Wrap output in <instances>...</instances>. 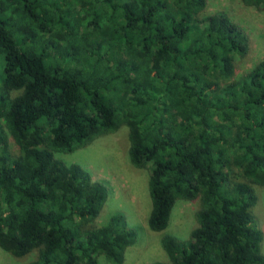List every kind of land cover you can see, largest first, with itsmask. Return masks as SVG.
<instances>
[{"label": "trees", "instance_id": "16d2710c", "mask_svg": "<svg viewBox=\"0 0 264 264\" xmlns=\"http://www.w3.org/2000/svg\"><path fill=\"white\" fill-rule=\"evenodd\" d=\"M206 4L0 0V249L123 264L136 228L119 212L100 222L107 187L60 155L125 126L167 259L150 264H264V58L237 76L249 37ZM178 201L198 203L182 240L167 232Z\"/></svg>", "mask_w": 264, "mask_h": 264}, {"label": "rangeland", "instance_id": "374dc122", "mask_svg": "<svg viewBox=\"0 0 264 264\" xmlns=\"http://www.w3.org/2000/svg\"><path fill=\"white\" fill-rule=\"evenodd\" d=\"M206 3V14H227L249 37L247 55L236 62V75L240 76L264 58V12L245 6L241 0H206ZM11 146L13 147L12 143ZM127 150V128L121 126L115 133L98 137L88 146L60 155V158L66 163L80 165L92 180L102 182L107 187L109 195L100 222L119 212L136 228L137 241L125 252L123 264L166 262L159 244V234L150 232L146 225L150 211L148 172L129 165ZM255 192L257 203L253 214L263 233L261 247L264 253V188L255 187ZM197 209L198 203L195 201H178L173 208L167 232L180 240L189 238L196 226ZM30 258H15L0 249V264H27ZM100 264L108 263L100 259Z\"/></svg>", "mask_w": 264, "mask_h": 264}]
</instances>
